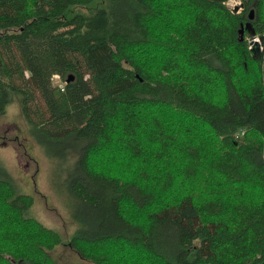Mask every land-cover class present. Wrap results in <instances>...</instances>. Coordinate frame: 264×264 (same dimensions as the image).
<instances>
[{"label":"trees","instance_id":"16d2710c","mask_svg":"<svg viewBox=\"0 0 264 264\" xmlns=\"http://www.w3.org/2000/svg\"><path fill=\"white\" fill-rule=\"evenodd\" d=\"M226 1L0 0V117L68 146L90 264H264V0ZM1 167L0 264H58Z\"/></svg>","mask_w":264,"mask_h":264},{"label":"rangeland","instance_id":"374dc122","mask_svg":"<svg viewBox=\"0 0 264 264\" xmlns=\"http://www.w3.org/2000/svg\"><path fill=\"white\" fill-rule=\"evenodd\" d=\"M252 35L247 34L246 41ZM257 37L262 41L260 35ZM55 76L53 84L62 87L64 83ZM20 102V95L15 96L0 117V163L20 191L34 197L33 215L61 233L64 243L49 251L52 258L58 264H90L67 244L78 229L68 191L74 159L70 158L67 145L38 142L22 114Z\"/></svg>","mask_w":264,"mask_h":264},{"label":"built area","instance_id":"2783aa9c","mask_svg":"<svg viewBox=\"0 0 264 264\" xmlns=\"http://www.w3.org/2000/svg\"><path fill=\"white\" fill-rule=\"evenodd\" d=\"M242 4H243V0H228V2H227V5L230 9L229 11L233 14L241 13V10H242L241 5ZM257 36L258 35H252L251 36V39L249 40V43H248V45H249L248 48H250V50L252 51V54H253L254 53L253 48L256 46L255 44L258 43L259 50H258L256 57H259L263 53L264 45H263V43L261 45V42ZM55 77H58V76L56 75Z\"/></svg>","mask_w":264,"mask_h":264},{"label":"bare ground","instance_id":"6f19581e","mask_svg":"<svg viewBox=\"0 0 264 264\" xmlns=\"http://www.w3.org/2000/svg\"><path fill=\"white\" fill-rule=\"evenodd\" d=\"M227 2H228V0L225 2V5H226V7L229 9V7H228V5H227ZM241 8H242V10L244 9V6H243V4L241 5ZM230 10V9H229ZM241 10V13L243 12ZM241 13H239V14H241ZM253 14V13H252ZM254 34V33H253ZM255 35V34H254ZM259 38V37H258ZM261 42V45H262V41H260ZM247 43H249V40H247ZM256 46L253 48V51L254 50H256V49H258L259 50V46H258V43L257 44H255ZM263 47V46H262ZM250 49V48H249ZM263 51H264V49H263ZM58 76V75H57ZM58 78L60 79V77L58 76ZM64 85H62V87H63Z\"/></svg>","mask_w":264,"mask_h":264},{"label":"water","instance_id":"95a60500","mask_svg":"<svg viewBox=\"0 0 264 264\" xmlns=\"http://www.w3.org/2000/svg\"><path fill=\"white\" fill-rule=\"evenodd\" d=\"M250 17H251V18L253 17V16H252V12H251ZM243 29H244V26H242L241 31H243ZM252 33H253V32H252ZM257 53H258V49L254 50L253 57H256ZM73 79H74V77H73V76H70V77L67 79V82L72 81Z\"/></svg>","mask_w":264,"mask_h":264}]
</instances>
